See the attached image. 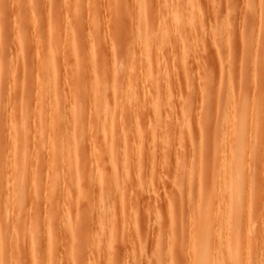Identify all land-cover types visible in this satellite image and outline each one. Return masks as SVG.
Wrapping results in <instances>:
<instances>
[{"label": "rangeland", "instance_id": "rangeland-1", "mask_svg": "<svg viewBox=\"0 0 264 264\" xmlns=\"http://www.w3.org/2000/svg\"><path fill=\"white\" fill-rule=\"evenodd\" d=\"M242 120L231 220L264 264V0H0V264L228 263Z\"/></svg>", "mask_w": 264, "mask_h": 264}, {"label": "bare ground", "instance_id": "bare-ground-1", "mask_svg": "<svg viewBox=\"0 0 264 264\" xmlns=\"http://www.w3.org/2000/svg\"><path fill=\"white\" fill-rule=\"evenodd\" d=\"M141 10H142V8H141ZM175 11V10H174ZM178 15V14H177ZM170 17V16H169ZM198 17V16H197ZM179 19H180V16L179 17H174V21H175V23H173V24H175V25H178V23L180 22L179 21ZM191 20V19H190ZM180 24V23H179ZM147 51V50H146ZM48 60V59H47ZM52 61V60H51ZM151 62V61H150ZM52 63V62H51ZM151 65H152V63H151ZM49 66V65H48ZM148 66H149V64H148ZM52 67V66H51ZM149 68H151L150 66H149ZM52 77V76H51ZM53 78V77H52ZM53 80V79H52ZM62 87V86H61ZM48 92V91H47ZM56 95V94H55ZM56 98H57V96H56ZM56 101V100H55ZM157 105H158V103H157ZM8 106V105H7ZM120 108V107H119ZM106 109V108H105ZM246 109V108H245ZM108 111V110H107ZM111 113H112V111H111ZM55 114V113H54ZM244 117H245V115H244ZM243 117V118H244ZM56 119V118H55ZM79 119V118H78ZM242 119V118H241ZM75 120V119H74ZM245 120H247L246 118H245ZM52 121V120H51ZM74 122V121H73ZM78 122V121H77ZM80 122V121H79ZM242 123H240V130L239 131H235V133L231 130V132H233L234 134H231V136L233 137V140L235 139L236 141V146L234 145V147H235V149L233 148L232 150H234V151H230V153L227 155L228 156V158H226V155L225 156H223L222 155V157H223V159L222 160H224L225 158V160L224 161H221L220 162V164H222V168H220L221 169V171H220V174L222 175V176H220V177H222L223 178V190H224V188H225V186H224V182L226 183V190H227V195H226V192L225 191H222L223 193H224V197H226V198H229V199H227L229 202H230V204L231 205H229L228 207H230L231 209H229V210H227V213H226V217H225V219H227V221H223V222H225L224 224H223V222H222V220L223 219H219L220 221H221V223L223 224V229H226L227 231H226V235L227 234H229L228 235V237L227 236H225L226 237V241H229V244L228 245H230V242H231V244H233V245H235V247H233V245H232V247H233V249H230L229 248V250H228V253H226V255H227V258H228V263H226L225 261H223L222 263H220L219 262V260L221 261V258L218 256V258H220L219 260H218V263H220V264H250V260L251 259H249L248 257L249 256H246V255H248V254H245V256H244V253L245 252H243L242 253V255H238V250L240 249H237V246H240L241 247V245L239 244V242H238V232H237V229H236V227H237V221H232L231 219H232V217H233V215L234 216H236V214L235 213H237V211H239L240 210V208H241V204H242V192H243V190H244V185H245V169H244V160L246 159L245 158V156H246V153H247V149H246V146H245V137H243L244 136V134H246V131L244 130V120H242L241 121ZM246 123H247V121H245ZM75 123V122H74ZM76 124V123H75ZM74 124V125H75ZM107 124H108V122H107ZM244 124V125H243ZM75 126H77V125H75ZM247 127V125L245 126V128ZM112 128V127H111ZM229 130V129H228ZM244 131V132H243ZM113 132V131H112ZM126 132V131H125ZM223 132V131H222ZM228 132V131H227ZM230 132V131H229ZM230 132V133H231ZM224 133V132H223ZM127 134V133H126ZM224 134H226V133H224ZM263 134H264V132L262 133V139H263ZM103 135V134H102ZM68 136V135H67ZM104 136V135H103ZM246 136V135H245ZM107 137V136H106ZM228 137V136H227ZM63 138V137H62ZM226 138V137H225ZM65 139H66V137H65ZM223 139H224V137H223ZM232 139V138H231ZM246 139H247V137H246ZM63 140V139H62ZM68 141H69V139H67ZM129 141V140H128ZM227 141V140H226ZM229 141H230V139H229ZM247 141V140H246ZM263 142H264V140H262ZM261 141V142H262ZM67 142V141H66ZM63 143V142H62ZM249 144V143H248ZM248 149H249V147H247ZM251 148H252V146H251ZM250 148V149H251ZM113 150H114V148H113ZM124 150V149H123ZM230 150H231V148H230ZM112 151V150H111ZM115 151V150H114ZM120 151V150H119ZM119 151H117V152H119ZM225 151V150H224ZM224 151H222V152H224ZM252 151V150H251ZM250 151V152H251ZM61 152H63V151H61ZM116 152V153H117ZM231 152H232V154H231ZM69 153V154H68ZM68 153H65V151H64V156L66 157L67 156V158L70 156L71 157V160H73L74 158H75V156H76V153H75V151L74 152H68ZM67 154V155H66ZM113 154H114V152H113ZM225 154V153H224ZM227 154V153H226ZM247 154H249V153H247ZM112 155V154H111ZM61 156L62 157H64L62 154H61ZM118 156V155H117ZM117 156L115 157V158H117ZM111 157V156H110ZM114 157V156H113ZM113 157H111V159H113ZM125 157V156H124ZM220 157V159H221V156H219ZM73 158V159H72ZM69 159V158H68ZM63 160V159H62ZM114 160V159H113ZM116 160V159H115ZM138 160V159H137ZM228 160V161H227ZM112 161V160H111ZM113 162V164H115L116 163V165H117V161L116 162H114V161H112ZM70 164V163H69ZM115 166V165H114ZM221 166V165H220ZM71 167V166H70ZM115 172H117V168L115 167ZM123 170V169H122ZM73 172V171H72ZM219 172V171H218ZM217 172V173H218ZM104 174V173H103ZM219 174V173H218ZM107 177V176H106ZM101 181V180H100ZM229 194V195H228ZM226 195V196H225ZM226 198H225V200H226ZM229 203L227 202V205H228ZM248 204V203H247ZM227 207V208H228ZM238 214H239V212H238ZM234 218V217H233ZM218 220V221H219ZM230 220V221H229ZM233 220H235V219H233ZM219 221V222H220ZM198 223H200V226H201V231H202V233H203V235H201V233H200V235H201V237H203V239L205 240V238L204 237H206L207 235L206 234H208L209 233V228L210 227H214V226H211L212 225V223L211 222H213V223H215L214 221H197ZM262 224H264V218H262V220L260 221ZM220 223V224H221ZM199 225V224H198ZM215 225V224H214ZM217 225H219V223H217ZM216 227H218V226H216ZM221 227V226H220ZM219 228V227H218ZM216 230V229H215ZM217 230H219V229H217ZM192 231H193V229H192ZM214 231V230H213ZM212 231V232H213ZM216 233V232H215ZM224 233V232H223ZM198 234H199V232H198ZM191 235H192V233H191ZM212 235H213V233H212ZM222 236H223V234H222ZM192 238H193V236H192ZM194 238H195V236H194ZM193 238V239H194ZM225 239V238H224ZM200 240V239H199ZM218 240H219V238H218ZM223 240V239H222ZM197 241V240H196ZM194 242H195V239H194ZM191 243H192V241H191ZM208 243V242H207ZM251 243V242H250ZM255 244V243H254ZM253 244V245H254ZM251 245H252V243H251ZM192 247L194 248V249H190V251L192 250L193 252V254H194V259L192 258V261L194 260V262L193 263H191V264H210V260H211V257H213L212 256V251L211 250H209L208 249V245L205 243V242H203V241H201V242H197L194 246H193V244H192ZM191 247V248H192ZM230 247H231V245H230ZM247 247V246H246ZM246 247H244L245 248V250H247V248ZM250 247V246H249ZM255 247V246H254ZM235 248V249H234ZM220 249V248H219ZM241 249H243V247H241ZM221 250V249H220ZM244 249H243V251H245ZM253 250V249H252ZM209 251H211V253L209 252ZM251 251V250H250ZM248 252V251H247ZM217 254V252L214 254V255H216ZM221 254V253H220ZM219 255V254H218ZM221 257H222V255H220ZM247 257V258H246ZM191 259V258H190ZM214 259H215V257H214ZM214 259H213V262H214ZM222 259H223V257H222ZM216 260V259H215ZM212 261V260H211ZM226 261H227V259H226ZM246 261V262H245ZM216 263H217V261H215ZM215 263V264H216ZM213 264V263H212Z\"/></svg>", "mask_w": 264, "mask_h": 264}]
</instances>
